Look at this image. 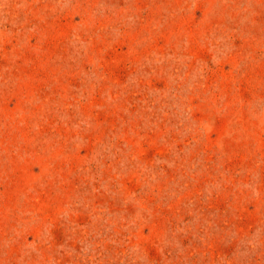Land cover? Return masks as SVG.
<instances>
[{
    "label": "rangeland",
    "instance_id": "374dc122",
    "mask_svg": "<svg viewBox=\"0 0 264 264\" xmlns=\"http://www.w3.org/2000/svg\"><path fill=\"white\" fill-rule=\"evenodd\" d=\"M0 264H264V0H0Z\"/></svg>",
    "mask_w": 264,
    "mask_h": 264
}]
</instances>
